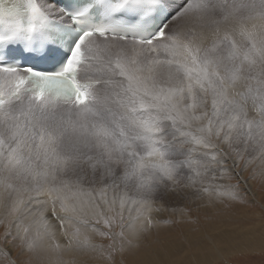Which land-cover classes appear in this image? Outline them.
Listing matches in <instances>:
<instances>
[{
	"label": "snow or ice",
	"instance_id": "obj_1",
	"mask_svg": "<svg viewBox=\"0 0 264 264\" xmlns=\"http://www.w3.org/2000/svg\"><path fill=\"white\" fill-rule=\"evenodd\" d=\"M250 168L264 176V0H0V264H163L128 259L154 214L235 201L223 182ZM259 208L225 255L264 257Z\"/></svg>",
	"mask_w": 264,
	"mask_h": 264
},
{
	"label": "rangeland",
	"instance_id": "obj_2",
	"mask_svg": "<svg viewBox=\"0 0 264 264\" xmlns=\"http://www.w3.org/2000/svg\"><path fill=\"white\" fill-rule=\"evenodd\" d=\"M251 172L250 168L244 173L247 183L240 182L235 177L223 182L237 185L235 191L238 199L235 201L225 199L222 203L209 205L206 200L190 197L165 202L166 210L154 214L157 223L148 240L142 242L134 256L128 259L143 261L147 258L146 252L154 249L160 255L151 258L160 260L163 264H175L174 262L187 254L193 257L187 264H199L201 260L197 259L202 256H197L195 251L203 250L204 253L216 252L217 255L219 254L217 261L228 260L229 264H261L264 257L258 251L255 254L233 251L228 255L223 252L225 248H235L250 239L253 235L251 229L260 228L259 206L264 204V176L258 174L255 178H249ZM253 200L255 204L252 203ZM2 232L3 227L0 226V233ZM201 238L204 240L205 247L196 243ZM93 239L96 243L101 242L99 237H93ZM212 243L214 247H211ZM93 264H100V262L94 261Z\"/></svg>",
	"mask_w": 264,
	"mask_h": 264
},
{
	"label": "bare ground",
	"instance_id": "obj_3",
	"mask_svg": "<svg viewBox=\"0 0 264 264\" xmlns=\"http://www.w3.org/2000/svg\"><path fill=\"white\" fill-rule=\"evenodd\" d=\"M232 232V231H231ZM229 233V232H228ZM234 235H236V234H234ZM218 236H220V235H218ZM225 238V237H224ZM233 238V237H232ZM241 240V239H240ZM247 240V239H246ZM241 242V241H240ZM213 244V243H212ZM214 244H215V242H214ZM214 244H213V246H211V247H214ZM234 244V243H233ZM216 246V245H215ZM230 247V246H229ZM208 251V250H207ZM207 253H209V251L207 252ZM212 253V252H211ZM195 254L197 255V256H202V257H199L197 260H201V261H204L205 259H208V258H214V259H216L217 257H218V255H217V253L215 252V256L214 257H210L209 255H206V253H204V251L202 250V251H199V250H196L195 251ZM203 255H206V256H203ZM190 259H193V257L191 256V255H184V256H182V257H180L176 262H174L175 264H187L189 261H191Z\"/></svg>",
	"mask_w": 264,
	"mask_h": 264
}]
</instances>
